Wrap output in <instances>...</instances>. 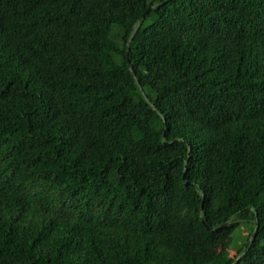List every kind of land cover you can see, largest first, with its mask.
I'll use <instances>...</instances> for the list:
<instances>
[{"label": "trees", "instance_id": "trees-1", "mask_svg": "<svg viewBox=\"0 0 264 264\" xmlns=\"http://www.w3.org/2000/svg\"><path fill=\"white\" fill-rule=\"evenodd\" d=\"M0 264H264V0H0Z\"/></svg>", "mask_w": 264, "mask_h": 264}, {"label": "rangeland", "instance_id": "rangeland-1", "mask_svg": "<svg viewBox=\"0 0 264 264\" xmlns=\"http://www.w3.org/2000/svg\"><path fill=\"white\" fill-rule=\"evenodd\" d=\"M243 230L244 229L241 228V230L239 229L234 234V237H235L234 240H236L238 244H242L243 242H245L247 238V233L246 232L243 233ZM210 249L216 254L219 252H223L227 257H230V258H235L236 256L235 252L230 251V249H226V238L222 236L218 237L217 241L210 246ZM202 254L203 252L201 250H198V255L201 256Z\"/></svg>", "mask_w": 264, "mask_h": 264}, {"label": "water", "instance_id": "water-1", "mask_svg": "<svg viewBox=\"0 0 264 264\" xmlns=\"http://www.w3.org/2000/svg\"><path fill=\"white\" fill-rule=\"evenodd\" d=\"M144 16H145V14L142 16V18H144ZM227 225H228V224H225V225H223L221 228H224V227H226ZM221 228H220V229H221ZM210 230H213V229H210ZM255 234H256V233H254V235L252 236V238L255 237ZM244 251H245V250H244Z\"/></svg>", "mask_w": 264, "mask_h": 264}]
</instances>
